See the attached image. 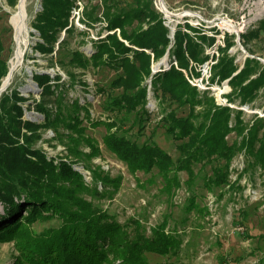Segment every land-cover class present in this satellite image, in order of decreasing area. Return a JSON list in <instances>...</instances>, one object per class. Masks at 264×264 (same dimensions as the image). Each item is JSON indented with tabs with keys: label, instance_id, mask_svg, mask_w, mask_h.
<instances>
[{
	"label": "trees",
	"instance_id": "trees-1",
	"mask_svg": "<svg viewBox=\"0 0 264 264\" xmlns=\"http://www.w3.org/2000/svg\"><path fill=\"white\" fill-rule=\"evenodd\" d=\"M41 2L43 10L36 15L34 26L44 42L37 46L42 52H50L53 45L49 41L68 25L70 10L77 5L74 0ZM6 3L13 6L16 0H6ZM6 14L0 6V81L7 73L8 52L11 51L2 39L1 28H9L3 20ZM102 16L106 21L105 28L109 31L118 28L119 34L114 31L98 40L90 57L84 58L76 52L73 59L81 66L90 59L94 66L105 65L121 71L108 86L109 89L121 87L119 93L109 94L101 87L96 88L97 93L106 92L107 99L102 107L110 112V116L107 121L92 120L91 123L105 125L103 143L107 149L124 160L131 170L158 171L167 190L180 183L177 172L185 170L191 191L187 210L195 207L191 184L197 177H201L210 189L231 186L229 166L241 150L250 157L248 166L252 169L260 166L261 175L264 174V117H257L249 125L241 118V111H235L232 116L230 107L215 104L204 91L200 94L174 64L150 73L152 60L160 58L170 42V30L153 0H104ZM85 24L93 27L89 21ZM185 26L194 31L191 25ZM71 30L72 27L67 28L68 32ZM261 31L264 32V20ZM198 37L207 38L204 34ZM173 39L169 56L174 57L178 67L187 68L189 60L198 63L206 59L207 55L196 39L182 31L181 26L177 25ZM208 39L213 40L212 37ZM60 63L64 64L61 60ZM258 65L256 58L248 57L240 71L232 75L235 67L225 55L213 65V78L218 76V81L229 78L232 91L227 94L228 98L249 102L264 86V74L261 71L254 73ZM149 74L160 104H163L159 123L166 135L176 141L178 155L175 158L153 139L154 130L148 138L139 141L138 136L143 133L148 117L142 80ZM40 77L36 75L37 79ZM50 88L48 85L43 92L53 94ZM21 100L23 98L15 90L10 94L3 91L0 95V203L9 205L0 216V241H13L18 252L14 264H156L150 262L147 253L177 251V239L172 236L163 231H154L149 237L141 232L129 235L128 230L107 212L85 199L81 193L88 188L81 173L66 162L55 165L40 148L33 147L32 142L40 136L39 126L30 120H21ZM59 100L57 113L52 117L42 102L36 103V108L47 115L44 124L56 128L60 115L66 114L61 120L62 125L80 135L82 119L77 101L67 104L62 97ZM173 103L187 107V113L178 114ZM84 116L90 118L87 111ZM130 118L131 125L125 128L124 124ZM230 121L232 125H229ZM231 132L235 137L229 142L225 136ZM83 139L90 141L87 137ZM91 148L97 154V147ZM197 164L199 167L195 170L193 167ZM93 179L94 185L96 180L104 186L109 182L113 186L116 184L105 174L96 173ZM91 191L95 196L101 195L96 185ZM22 208L26 213L24 216ZM36 221L51 224L35 231L31 225Z\"/></svg>",
	"mask_w": 264,
	"mask_h": 264
},
{
	"label": "rangeland",
	"instance_id": "rangeland-1",
	"mask_svg": "<svg viewBox=\"0 0 264 264\" xmlns=\"http://www.w3.org/2000/svg\"><path fill=\"white\" fill-rule=\"evenodd\" d=\"M18 1L10 6L6 0H0L2 10L7 13L3 20L9 27L1 28L4 45L7 50L11 49L8 52V70L11 63L16 60V47L18 46L21 51L18 63L6 80L5 85L9 84L4 92L10 94L15 90L23 98L19 103L23 110L21 120H30L39 126L37 132L40 136L32 142L33 147L40 148L45 157L55 165L66 162L72 169L81 173L88 188L81 195L107 212L113 220L128 230L129 235L141 232L149 237L154 231H163L164 234L177 239L176 252L168 250L164 254L147 253L150 262L264 264L262 168L260 166L250 168L249 155H246L245 150L239 151L229 166L231 186L223 185L210 189L204 185L201 177H197L191 184V189L195 193V207L187 210V200L191 197V191L187 186L188 175L185 170L177 172L180 183L171 185L167 190L158 171L131 170L124 160L107 149L103 143L105 125L98 123L94 126L91 123L92 120L107 121L110 116V112L102 107L107 94L97 93L96 88L101 87L109 94L122 90L121 87H111L115 91L108 88L110 81L121 73L120 69L105 65L94 66L90 59L87 64L81 66L73 59L76 52L82 54L84 58L90 57L96 50L98 40L114 31L119 34L118 28L113 31L105 28L106 21L102 16L104 0H74L77 6L70 10L68 25L58 30L55 37L49 41L53 45L50 52H42L37 46L44 42L40 31L34 26L36 15L43 10L42 0H25L22 24L16 30L11 22V16L18 8ZM162 1L168 10L167 15L160 11V7L158 8V0H153V4L161 13L170 33L179 25L182 31L190 33L194 39L198 35H206V39L198 37L196 41L207 57L198 63L189 60L187 68L178 67L174 57L169 56V47L173 45L174 40L173 32L165 53L157 60H152L150 73L167 69L174 64L171 61L175 60L174 65L184 73L186 80L196 87L200 94L205 92L213 98L215 104L230 107L232 116L235 111H241V118L249 122V125L257 117H264V86L260 87L258 95L252 101L240 102L238 98L230 100L227 96L232 91V86L228 83L229 78L221 81H218V76L213 78V65L220 61L222 56L226 55L232 60L235 67L232 75L240 71L248 57H259L264 60V32L261 31L264 0ZM170 12L175 15H169ZM86 21L93 27L86 26ZM185 24L194 27V31L186 28ZM69 27L73 28L70 32L67 31ZM235 31L239 36L238 43ZM210 37L213 38L212 41H209ZM123 41L128 45L126 40ZM60 60L64 64H61ZM257 60L259 65L254 69V73L261 71L264 74V62ZM151 74L142 80L148 117L143 133L138 136L139 141L148 138L154 130L153 139L175 158L178 155L176 141L166 135L164 127L159 123L163 104H160L161 101L154 90ZM36 75L41 77L37 79ZM5 76L1 79L0 85ZM192 77L202 79L205 89L192 84L188 80ZM48 85L54 91L53 94L43 92ZM58 95L67 104L77 101L78 114L82 119L79 124L82 131L80 135L78 131H72L62 125L61 120L66 114L60 115L56 128L44 124L47 115L36 108V103L42 102L52 117L59 108ZM223 100L226 101L225 104H222ZM240 106H243V109ZM245 106L257 111L255 113L246 111ZM173 107H176L178 114L187 113V107H180L176 103H173ZM86 111L90 118L84 116ZM131 122L132 118L126 121L124 127H129ZM232 124L230 121L229 125ZM133 130H136V125ZM84 137L90 141L86 142ZM234 137V132L225 136L229 142ZM20 141L22 142V139ZM89 143L97 147V154L93 153L91 148L93 145ZM198 167L197 164L193 168L197 170ZM94 173L105 174L109 179H114L115 186L111 185V182L104 186L96 180L95 185L101 195H93L91 190L95 186ZM8 206L0 203V216L5 213L4 210ZM23 210L24 208L21 212L24 216L26 213ZM50 224L46 221H36L31 228L38 231ZM17 255L13 241H0V264H14Z\"/></svg>",
	"mask_w": 264,
	"mask_h": 264
},
{
	"label": "bare ground",
	"instance_id": "bare-ground-1",
	"mask_svg": "<svg viewBox=\"0 0 264 264\" xmlns=\"http://www.w3.org/2000/svg\"><path fill=\"white\" fill-rule=\"evenodd\" d=\"M24 4H25V0H19L18 1V8H17L16 12L13 13L11 16V22L13 23V26L16 28V30L19 29L20 25L22 24ZM221 24L225 25L227 23H221ZM230 26H232V25H230ZM15 55H16V60L11 63L10 70H8L7 75L5 76V79L3 80L2 84H1L2 86H4L6 84V80L10 74V71L13 70V68L16 66V64L19 61L21 51H20L18 46L16 47V54Z\"/></svg>",
	"mask_w": 264,
	"mask_h": 264
},
{
	"label": "built area",
	"instance_id": "built-area-1",
	"mask_svg": "<svg viewBox=\"0 0 264 264\" xmlns=\"http://www.w3.org/2000/svg\"><path fill=\"white\" fill-rule=\"evenodd\" d=\"M158 8L160 7V3H159V0H158ZM160 9V11H161V8H159ZM162 12V11H161ZM172 63H174V64H176V62H175V60L174 61H171ZM166 65V64H165ZM165 67V66H164ZM188 80L189 81H191L192 82V84H194V85H196L198 88H200V89H205V84L203 83V81H202V79H198V78H195V77H192V78H188ZM219 94H220V92H219ZM222 102V104H225V100H223V101H221ZM240 108H242L243 109V106H240ZM245 108H247V106H245ZM246 111H249V112H251V113H255L256 111H257V109H246ZM257 113H259V112H257Z\"/></svg>",
	"mask_w": 264,
	"mask_h": 264
},
{
	"label": "water",
	"instance_id": "water-1",
	"mask_svg": "<svg viewBox=\"0 0 264 264\" xmlns=\"http://www.w3.org/2000/svg\"><path fill=\"white\" fill-rule=\"evenodd\" d=\"M159 3H160V8H161V11L162 12H164L166 15H167V9L165 8V6H164V3H163V1L162 0H159ZM169 15H171V16H174L175 14H173V13H171L170 12V14ZM174 31H173V29H172V31H171V33H173ZM170 33V34H171ZM235 33H236V41H237V43H238V33L235 31ZM170 37H172V34H171V36ZM251 57H256V56H253V55H250ZM257 59H259L260 61H262V62H264V60H262V59H260L259 57H256ZM9 84V83H8ZM8 84L7 85H5V86H2V85H0V94L7 88V86H8Z\"/></svg>",
	"mask_w": 264,
	"mask_h": 264
}]
</instances>
